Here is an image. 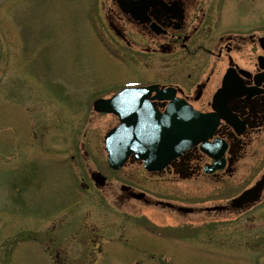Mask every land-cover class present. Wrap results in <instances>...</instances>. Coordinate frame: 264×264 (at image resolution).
<instances>
[{"label":"rangeland","instance_id":"rangeland-1","mask_svg":"<svg viewBox=\"0 0 264 264\" xmlns=\"http://www.w3.org/2000/svg\"><path fill=\"white\" fill-rule=\"evenodd\" d=\"M215 2L186 6L214 15ZM116 9L115 0H0V264H264V202L248 212L204 209L227 207L264 164L216 178L107 165L103 136L117 118L94 111L96 97L144 81L211 85L217 65L201 52L182 56L185 69L178 58L151 60L148 37L116 20ZM220 13L230 24L255 21L264 0H226ZM122 185L198 212L124 198Z\"/></svg>","mask_w":264,"mask_h":264},{"label":"flooded vegetation","instance_id":"flooded-vegetation-1","mask_svg":"<svg viewBox=\"0 0 264 264\" xmlns=\"http://www.w3.org/2000/svg\"><path fill=\"white\" fill-rule=\"evenodd\" d=\"M209 1L214 0H187L189 5H199L202 2L207 4ZM225 2L226 0H216L217 11L214 15L208 14L203 7L200 8V13H190L186 0H151V6L143 16H131L118 7L116 9V20L130 25L148 37L151 43V60L155 58V54L167 57L169 64L178 58L176 64L185 69L182 56H194L201 52L211 55L213 66L215 61L217 62V65L211 68L216 75V80L211 85L209 80L188 84L186 82L184 86L172 82L151 81V85L158 84L161 89L170 87L174 92L162 93L161 97H158L156 91H153L150 100L160 113L169 107L184 108L181 105L189 104L207 114L211 122L216 120V125L206 142L224 145L222 156L215 159L203 152L201 148L204 141L201 140L178 154L162 171L148 172L152 176L172 174L192 177L203 173L213 178L223 175L234 177L243 165L264 164V16L236 25L227 23L229 16L220 13ZM112 26L118 35L124 38L123 31L115 22ZM210 36L215 44L207 42ZM187 65V69L197 67V64L193 63ZM203 66L200 63V67ZM192 72L189 70L186 73V80H191ZM216 161L223 162L224 166L207 173L205 166ZM261 180H264V172L258 180L234 195L227 207L223 206L216 211L230 209L248 212L263 203L264 185L257 199L248 201L242 207L232 204L233 199ZM121 190L124 198L132 197L133 192H144L135 191L128 185H122ZM141 199L151 205H160L183 215L188 214L183 211L181 205L154 200L146 193ZM195 209L198 208H194L192 212L196 211ZM204 209L209 210V207ZM260 218H264V214Z\"/></svg>","mask_w":264,"mask_h":264},{"label":"water","instance_id":"water-1","mask_svg":"<svg viewBox=\"0 0 264 264\" xmlns=\"http://www.w3.org/2000/svg\"><path fill=\"white\" fill-rule=\"evenodd\" d=\"M123 11L138 16L144 13L151 0H118ZM156 86H140L122 89L110 98H98L93 107L96 111L112 112L119 117V124L105 134V149L109 165L120 168L131 155L137 160H143L148 170H161L172 158L189 148L199 140H206L211 135L216 121L211 122L208 116L188 107L187 111L168 110L161 114L154 110L148 97ZM128 102H134L128 105ZM208 145L204 150L214 157H219L224 148ZM91 176L98 186L106 183V176L100 172H92ZM264 180L256 187L243 193L233 205L250 199L263 188ZM143 193H134L141 198ZM239 201V202H238ZM221 208V207H215ZM191 211L190 208H183Z\"/></svg>","mask_w":264,"mask_h":264},{"label":"bare ground","instance_id":"bare-ground-1","mask_svg":"<svg viewBox=\"0 0 264 264\" xmlns=\"http://www.w3.org/2000/svg\"><path fill=\"white\" fill-rule=\"evenodd\" d=\"M104 185H106V184H104Z\"/></svg>","mask_w":264,"mask_h":264}]
</instances>
